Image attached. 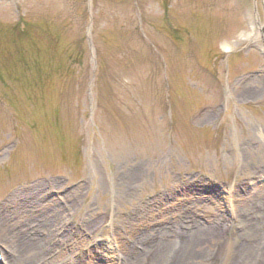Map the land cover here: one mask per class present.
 Segmentation results:
<instances>
[{
    "label": "rangeland",
    "instance_id": "obj_1",
    "mask_svg": "<svg viewBox=\"0 0 264 264\" xmlns=\"http://www.w3.org/2000/svg\"><path fill=\"white\" fill-rule=\"evenodd\" d=\"M33 192L23 264H176L171 227L207 239L183 264H264V0H0L10 229Z\"/></svg>",
    "mask_w": 264,
    "mask_h": 264
},
{
    "label": "bare ground",
    "instance_id": "obj_2",
    "mask_svg": "<svg viewBox=\"0 0 264 264\" xmlns=\"http://www.w3.org/2000/svg\"><path fill=\"white\" fill-rule=\"evenodd\" d=\"M36 192V191H35ZM34 193V196H32L30 199L28 197H23V201L22 202H17L16 205L19 204H29V205H36V204H40L38 206H40L37 210V212L39 213L38 216H34L32 215L33 218H25L22 215L17 216V218L15 217V223L16 226L21 225V228H18L16 230L14 229H10L11 226L9 224H4L5 222L3 220H0V232H4V236L2 239V248H3V254L6 256L7 258V262L6 264H23L24 261L28 260L25 258L28 256L31 257H35L37 254L38 247L41 244V241L39 239H35L38 238L37 236H40L41 238H43V240H49L50 239V232L48 227L46 226V220L45 217L49 215H51L52 213L56 214L57 210H58V205L57 203H52L51 200L45 201L44 197L40 196H36V193ZM76 191H72L71 194L75 193ZM70 192L66 195L69 196L71 195ZM70 198H75V197H70ZM46 202V203H45ZM47 207V211H42L41 207ZM24 224H27L28 227H31L30 229H28V227L26 229H22V226H24ZM5 227V228H4ZM20 227V226H19ZM4 229V230H3ZM219 230V229H217ZM204 233V232H203ZM206 233V232H205ZM210 233V232H209ZM170 234L173 235L178 241L177 244L178 245V249L180 250V255L178 258L175 259L176 264H183L184 260L186 259L187 252L193 248L195 244V242L201 241L202 243H204V239L206 238H202V234L200 235L197 232H192L190 234H186L183 231L179 230V227L176 229L171 227V231ZM212 236V235H211ZM182 240V242H181ZM207 240V239H206ZM101 240H97V242H99ZM104 241V240H102ZM48 242V241H47ZM180 245H179V243ZM206 242V241H205ZM149 248L143 247L142 248V252L140 253V255H144L146 257H148V255H151L150 253L152 251H154L155 249H157V247H160L159 250L160 251H164V246H171V244H173V242H168V239L166 238V236H163V238H161V240L157 239V238H153V240L151 239V243L149 242ZM199 246V245H198ZM181 248V249H180ZM201 248V247H200ZM152 249V250H151ZM182 249L188 250L186 252H184ZM88 250V249H86ZM146 250V252L144 251ZM47 251V249H46ZM149 251V252H148ZM198 251V248H197ZM106 252L108 254H113L112 250H106ZM164 253H166L164 251ZM155 253H152L151 256H153ZM3 255V257H4ZM101 255V254H99ZM165 254H163L164 256ZM184 257V258H183ZM126 261V260H125ZM5 262V261H4ZM124 262H122L123 264ZM136 260L133 259V261H131V264H135ZM160 263L159 261H152V264H158ZM171 264V261L169 260V263ZM173 264V263H172Z\"/></svg>",
    "mask_w": 264,
    "mask_h": 264
},
{
    "label": "water",
    "instance_id": "obj_3",
    "mask_svg": "<svg viewBox=\"0 0 264 264\" xmlns=\"http://www.w3.org/2000/svg\"><path fill=\"white\" fill-rule=\"evenodd\" d=\"M263 32V31H262Z\"/></svg>",
    "mask_w": 264,
    "mask_h": 264
}]
</instances>
